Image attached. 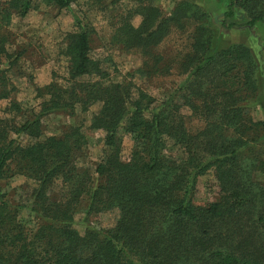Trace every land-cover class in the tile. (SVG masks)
Segmentation results:
<instances>
[{"label":"trees","instance_id":"obj_1","mask_svg":"<svg viewBox=\"0 0 264 264\" xmlns=\"http://www.w3.org/2000/svg\"><path fill=\"white\" fill-rule=\"evenodd\" d=\"M73 1L47 0L59 7ZM135 1L139 23L133 24L131 12L122 16L114 41L145 57L136 72L166 76L172 68L152 49L172 28L183 29L190 22L188 50L179 62L184 79L154 104L132 73L114 79L92 57L86 27L66 35L69 79L37 88L42 99L48 96L41 111L86 110L99 104L91 126L104 132L110 152L97 164V185L91 186L88 171L76 165L84 141L77 128L41 140L38 116L19 124L0 116V179L17 158L19 171L36 182L30 208L46 225L30 237L28 228L15 223L14 213L0 207V264H264V184L251 174L256 169L264 173V160L240 156L250 141L259 139L250 135L253 121L245 103L258 81L253 54L243 43L211 51L209 15L192 1L177 3L167 14L155 0ZM30 7L31 0H6L0 25H9L14 12L25 15ZM222 18L226 29L253 27L264 22V0H229ZM3 42L5 37L0 38V52ZM184 107L204 120L195 133L185 128ZM120 128L134 137L124 158L116 137ZM11 133L33 141L19 142ZM170 141L183 157L168 153ZM208 168L221 195L194 206L188 194L196 176ZM56 182L60 192L53 197L50 187ZM84 193L90 198L88 210H115V221L80 233L73 226V212Z\"/></svg>","mask_w":264,"mask_h":264},{"label":"rangeland","instance_id":"obj_2","mask_svg":"<svg viewBox=\"0 0 264 264\" xmlns=\"http://www.w3.org/2000/svg\"><path fill=\"white\" fill-rule=\"evenodd\" d=\"M6 0H0V9ZM184 0H155L164 14H167L177 3ZM206 11L213 33L211 51L227 48L232 44L243 43L252 52L256 62L257 87L246 96L247 114L253 124L250 135L259 137L250 141L240 154L245 160H264V22H257L253 27L234 26L226 29L222 25V14L229 0H189ZM139 2L135 0H74L67 7H59L47 0H31V7L25 15L14 12L9 25H0V38L4 51L0 52V116L21 123L26 117L38 116L41 136H61L73 128H77L84 139L77 152L76 165L80 171L87 170L90 185H97L99 175L95 172L97 164L110 152L104 144V132L91 126L99 104L86 110L80 107L74 110H52L42 112L41 102L48 98L40 97L38 87L49 83L65 84L69 79L68 62L64 51L67 47L66 35L79 31L82 26L89 31L90 53L100 59L114 79H122L132 73L135 83L150 94L154 104L166 99L184 79L185 74L179 68L183 55L190 42L192 24L186 23L183 29L172 28L169 35L152 52L163 57L172 68L171 74L145 76L136 72L143 65L145 57L137 50L126 51L113 39V33L120 18L131 12L132 22L140 21ZM236 17L240 19L237 11ZM131 78V77H130ZM12 103L20 105V109L12 107ZM184 125L188 132L195 133L204 126V120L191 115L187 107L182 108ZM11 137L19 142L33 141L25 134L11 133ZM121 156L129 155L134 137L122 128L117 132ZM168 153L175 157H183L178 146L168 142ZM17 158H14L0 179V207L14 213V221L28 228L26 233L34 236L37 229L46 227L39 215L30 208L33 188L36 182L25 172L18 169ZM254 181L264 184V173L260 169L252 171ZM51 195L57 196L60 184L51 187ZM189 193L194 206H203L219 198L220 188L212 168L198 174L195 186ZM89 193V192H88ZM81 195L73 212V226L83 233L86 227L96 229L112 224L117 216L115 210L90 211L89 194ZM5 202L4 204H2ZM1 233V229H0Z\"/></svg>","mask_w":264,"mask_h":264}]
</instances>
